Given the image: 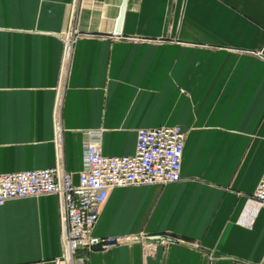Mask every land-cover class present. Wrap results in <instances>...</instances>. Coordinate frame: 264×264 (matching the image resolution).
Segmentation results:
<instances>
[{
    "label": "crops",
    "instance_id": "obj_1",
    "mask_svg": "<svg viewBox=\"0 0 264 264\" xmlns=\"http://www.w3.org/2000/svg\"><path fill=\"white\" fill-rule=\"evenodd\" d=\"M0 0V174L56 162L55 96L70 24L82 34L56 112L74 184L83 144L131 156L137 132L185 133L180 180L109 191L85 264H264V0ZM123 13L121 12L122 7ZM122 13V14H121ZM58 198L0 207V264H55Z\"/></svg>",
    "mask_w": 264,
    "mask_h": 264
},
{
    "label": "built area",
    "instance_id": "obj_2",
    "mask_svg": "<svg viewBox=\"0 0 264 264\" xmlns=\"http://www.w3.org/2000/svg\"><path fill=\"white\" fill-rule=\"evenodd\" d=\"M73 1L72 17L75 14ZM81 33L70 24L60 38L63 43L59 81L55 96V147L53 167L0 174V207L16 198L55 195L58 198L62 254L55 264H85L78 250L105 249L120 243L119 238L92 235L102 205L111 189L129 185L165 186L180 180L185 133L178 126L140 129L135 152L131 156L111 157L100 152L96 138L89 136L83 144L82 170L76 184L63 167L60 127L56 112L61 101L66 68H69L73 47ZM250 219L242 224L250 227L252 218L264 208V172L253 194Z\"/></svg>",
    "mask_w": 264,
    "mask_h": 264
},
{
    "label": "water",
    "instance_id": "obj_3",
    "mask_svg": "<svg viewBox=\"0 0 264 264\" xmlns=\"http://www.w3.org/2000/svg\"><path fill=\"white\" fill-rule=\"evenodd\" d=\"M123 8H124V6L122 7V10H121L122 13H123ZM122 13H121V14H122Z\"/></svg>",
    "mask_w": 264,
    "mask_h": 264
},
{
    "label": "rangeland",
    "instance_id": "obj_4",
    "mask_svg": "<svg viewBox=\"0 0 264 264\" xmlns=\"http://www.w3.org/2000/svg\"><path fill=\"white\" fill-rule=\"evenodd\" d=\"M75 45V44H74Z\"/></svg>",
    "mask_w": 264,
    "mask_h": 264
}]
</instances>
